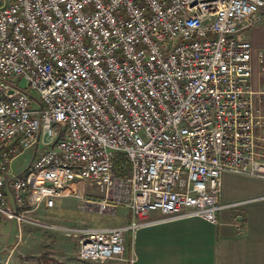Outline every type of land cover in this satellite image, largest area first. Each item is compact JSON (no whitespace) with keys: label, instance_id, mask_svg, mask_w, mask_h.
Wrapping results in <instances>:
<instances>
[{"label":"built area","instance_id":"2783aa9c","mask_svg":"<svg viewBox=\"0 0 264 264\" xmlns=\"http://www.w3.org/2000/svg\"><path fill=\"white\" fill-rule=\"evenodd\" d=\"M262 7L0 0V217L72 235L79 258L132 263L126 233L189 217L216 222L218 210L241 204L219 203L221 177H264V91L251 85L253 53L264 71V51L244 37ZM29 149L27 166L13 171ZM61 196L96 214L124 207L129 221L67 227L33 217ZM232 225L243 227L240 212Z\"/></svg>","mask_w":264,"mask_h":264},{"label":"crops","instance_id":"0c3cea01","mask_svg":"<svg viewBox=\"0 0 264 264\" xmlns=\"http://www.w3.org/2000/svg\"><path fill=\"white\" fill-rule=\"evenodd\" d=\"M260 14V22L245 31L244 37L255 50L264 51V7L260 8ZM252 66V88L264 91V71L255 53ZM260 106L264 114V102ZM262 134L256 131L260 145L258 151L264 153ZM221 180L219 203L241 204L218 210L216 222L189 217L142 226L136 230L133 239L126 233L124 257L130 256L133 246L135 260L132 263L124 259L93 262L79 258L78 241L72 235L61 232L60 237L50 238L51 231L41 230L39 233L25 225L30 223H22L18 229L12 221L17 232L7 233L5 242L0 245V264H55V261L28 258L44 253L58 255V264H264V177L224 172ZM126 212L125 222L120 225L129 221L128 209ZM236 212L244 217L240 230L232 225ZM160 215L153 211L149 217L155 219Z\"/></svg>","mask_w":264,"mask_h":264},{"label":"rangeland","instance_id":"374dc122","mask_svg":"<svg viewBox=\"0 0 264 264\" xmlns=\"http://www.w3.org/2000/svg\"><path fill=\"white\" fill-rule=\"evenodd\" d=\"M23 85V84H22ZM33 154V150L29 149L24 151L22 154L14 158L11 162V169L15 172H21L27 166L30 158ZM87 189L91 190L93 194H96V189L92 183L87 182ZM126 209L118 208L115 215H104L96 214L91 212H85L78 208V201L73 196H61L52 198L50 200H44L41 202L37 210L32 214L46 223H54L67 227H96V226H115L125 222ZM27 227L33 228V230L42 233L41 230L51 231L49 234L50 238L60 237V233L63 231L52 230L48 227L36 225V224H25ZM17 228L12 220L7 218L0 219V245L5 240L7 233H15ZM56 235V236H55ZM30 256V255H29ZM28 258H37L42 262L55 261L57 258L54 254L52 256L48 253L39 254L37 256H30Z\"/></svg>","mask_w":264,"mask_h":264}]
</instances>
